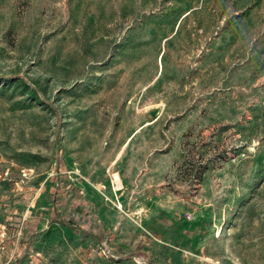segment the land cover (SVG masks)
I'll return each mask as SVG.
<instances>
[{
	"label": "rangeland",
	"instance_id": "rangeland-1",
	"mask_svg": "<svg viewBox=\"0 0 264 264\" xmlns=\"http://www.w3.org/2000/svg\"><path fill=\"white\" fill-rule=\"evenodd\" d=\"M0 264H264V0H0Z\"/></svg>",
	"mask_w": 264,
	"mask_h": 264
},
{
	"label": "trees",
	"instance_id": "trees-1",
	"mask_svg": "<svg viewBox=\"0 0 264 264\" xmlns=\"http://www.w3.org/2000/svg\"><path fill=\"white\" fill-rule=\"evenodd\" d=\"M157 17H162V15L160 16V15H156ZM136 22H138V20H136ZM162 23H165V22H162ZM169 22H167V24H168ZM100 60V59H99ZM9 80H12L13 82H17L18 81V79L17 78H10ZM19 85H23L24 86V88H26L27 87V89H28V87L30 86V84H29V82H27L26 80L24 81V80H22L20 83H18ZM24 92H26V89L24 90ZM18 103H23L22 102V100L21 101H18ZM28 106H22L21 108H27ZM66 187H71L70 185H66ZM71 188H73V186L71 187ZM58 211V210H57ZM58 217V221H60L61 223H62V225H64V226H68V227H71V228H74V229H83V228H81V226H79V225H77V224H75L74 222H72V223H70V224H66L65 222H64V220L61 218V216H57Z\"/></svg>",
	"mask_w": 264,
	"mask_h": 264
}]
</instances>
